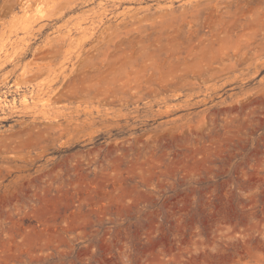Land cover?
<instances>
[{"label": "rangeland", "instance_id": "rangeland-1", "mask_svg": "<svg viewBox=\"0 0 264 264\" xmlns=\"http://www.w3.org/2000/svg\"><path fill=\"white\" fill-rule=\"evenodd\" d=\"M0 95V264H264V0H0Z\"/></svg>", "mask_w": 264, "mask_h": 264}, {"label": "bare ground", "instance_id": "bare-ground-1", "mask_svg": "<svg viewBox=\"0 0 264 264\" xmlns=\"http://www.w3.org/2000/svg\"><path fill=\"white\" fill-rule=\"evenodd\" d=\"M44 94H31V93H23L21 98H20V104L25 106V107H29L30 105H34L35 103H39V108L40 110H42L43 112L47 113V106H48V99L44 98ZM34 103V104H32ZM9 103L7 102V100L0 95V107L8 105ZM11 104H13V102H11ZM1 109V108H0ZM30 109V108H29ZM44 113V114H45Z\"/></svg>", "mask_w": 264, "mask_h": 264}]
</instances>
